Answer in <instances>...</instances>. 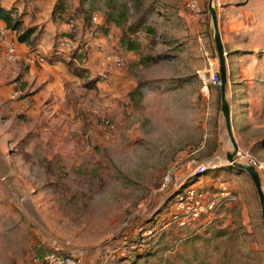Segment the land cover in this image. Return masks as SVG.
<instances>
[{
  "label": "rangeland",
  "instance_id": "obj_1",
  "mask_svg": "<svg viewBox=\"0 0 264 264\" xmlns=\"http://www.w3.org/2000/svg\"><path fill=\"white\" fill-rule=\"evenodd\" d=\"M39 1L22 4L37 11ZM64 1L68 19L82 22L81 4L90 21L97 16L98 32L117 41L142 16L146 26L133 39L138 48L123 49L128 63L111 82L90 71L67 84L66 99L79 107L49 114V129L0 92V264H32L55 247L82 264H264L258 194L250 176L230 165L188 183L208 197L226 190L236 197L214 221L187 228L167 222L184 190H161L167 170L193 169L234 150L221 85L204 97L197 75L210 65L220 69L209 0H197V11L187 8L190 0ZM215 7L233 135L238 149L264 164V0H215ZM50 27L42 25L37 50L49 64L58 48ZM2 42L0 67L8 65ZM47 90L38 89L42 100ZM104 119L115 127L109 138L97 125ZM258 173L264 189V169Z\"/></svg>",
  "mask_w": 264,
  "mask_h": 264
},
{
  "label": "built area",
  "instance_id": "obj_2",
  "mask_svg": "<svg viewBox=\"0 0 264 264\" xmlns=\"http://www.w3.org/2000/svg\"><path fill=\"white\" fill-rule=\"evenodd\" d=\"M198 6L197 0H190L187 3V8L192 11H197ZM92 23L93 25L84 32L80 21L73 17L69 18L67 22L69 26L68 36L58 41V48L55 49L54 53L55 55H60V53L71 55L81 45H84L88 52L85 67L95 72L99 80L111 82L127 65V55L111 34L97 32L96 26L99 23L97 16L92 17ZM5 35V29L0 28L2 40H5ZM5 47L6 60L15 62L17 51L12 42L7 41ZM92 54L93 58L90 59ZM226 55L225 52V57ZM26 60L28 64L34 65L47 63L45 57L37 51H31ZM197 75L202 84L201 94L204 97L209 98L211 89L221 85L220 69L213 68L212 65H210L209 70L198 71ZM23 95L21 87L16 85L14 91L10 94V100H19ZM97 125L105 138H109L115 130L114 125L105 119ZM87 137H89V133ZM234 158L239 163L253 166L258 172L264 169V164L258 161L249 151L237 149ZM225 165H228V161L222 156H216L196 165L193 169L187 166L186 172H189L185 176H182V171L177 166L170 167L167 170L163 176L161 190L168 189L171 186L176 189L184 188V190H177L176 192L173 212L170 219L167 220L169 225L187 228L197 223H211L223 207L236 200L233 193L227 190L208 197L207 194L199 191L194 184L188 185L190 181ZM153 229L145 230L144 234H151ZM32 264H82V261L79 257L64 253L60 247H55L50 250L39 251L34 255Z\"/></svg>",
  "mask_w": 264,
  "mask_h": 264
},
{
  "label": "crops",
  "instance_id": "obj_3",
  "mask_svg": "<svg viewBox=\"0 0 264 264\" xmlns=\"http://www.w3.org/2000/svg\"><path fill=\"white\" fill-rule=\"evenodd\" d=\"M22 1L23 0H0V5L5 9L15 8L16 15L21 18L24 28H36L37 26L38 28L35 30L34 36L28 43H20L17 39V34L8 29L4 23L0 22V28H4L6 33L5 40L0 39L3 41L2 44H6L7 41H10L17 51V60L15 62H8V65H2L0 67V77H3L2 84L7 85L4 86V89H1L0 92L10 100V94L14 91L16 85L21 87L23 93L27 92L26 89H32L31 95L28 94L25 99L21 100H10L12 102L11 104L21 115L26 118L29 117V119L35 120L36 123L39 122L49 129L51 128V123L49 119H47L49 114L61 115L62 113L59 109L65 108L67 104L70 105V107H79V104L74 105L70 100L68 101L66 99L67 84L79 78L73 75L70 69L61 61H56L54 64L45 63L34 65L28 64L26 59L31 51H37L43 44L41 38L43 32L42 25L48 23L51 26L48 29L51 32L54 31V37L57 35H67L69 26L64 20L57 19L54 21L52 18V12L57 0H40L37 11L32 10L30 6L23 5ZM199 16V14H191L190 17L197 19ZM59 30H63V34L59 33ZM51 55H54V59H58L59 57L55 55V53ZM91 58H93V54L90 59ZM227 72L229 75L228 65ZM120 74L118 76H120ZM14 79L19 80V84L18 82L8 84ZM39 84L41 87L42 85L48 86L47 91L51 92L50 95L48 94L49 99L42 100L43 98L38 94V89L41 88ZM63 132H66V130H63ZM197 151L196 149L192 154H195ZM189 162L193 163L194 161L192 160ZM186 167L181 168L182 176L186 173Z\"/></svg>",
  "mask_w": 264,
  "mask_h": 264
},
{
  "label": "trees",
  "instance_id": "obj_4",
  "mask_svg": "<svg viewBox=\"0 0 264 264\" xmlns=\"http://www.w3.org/2000/svg\"><path fill=\"white\" fill-rule=\"evenodd\" d=\"M81 6V4H80ZM78 9L77 12V17H81L82 22L81 25L83 27L84 32L90 28L93 23L92 20L90 21V19L88 17H85V13L83 11H81L82 9L80 8ZM67 5L65 3L64 0H58V2L56 3L54 10L52 12V18L54 21H56L57 19L60 20H66L68 21L69 16H67ZM83 12V13H82ZM87 16V15H86ZM75 18L74 16H71L70 18ZM145 17L142 16L137 23L132 24L129 27V33H124L122 36V39L118 42L121 45L122 49H127V50H136L138 48V44H136L133 39L135 38V34L136 31L142 27H145ZM79 21V20H78ZM0 22L4 23L6 25V27L8 29H10L12 32L17 34V39L20 43H28L32 37L35 34V28L33 27H28V28H24L23 27V22L21 21V18L16 15V9L15 8H11V9H5L0 5ZM97 29V27H96ZM144 30L146 32L150 31V28L145 29ZM98 32V30H97ZM107 34V33H106ZM67 35H57L56 36V42H58L60 39H62L63 37H66ZM58 44V43H57ZM57 47V45L55 46ZM126 50V51H127ZM55 51V50H54ZM58 59H53L55 61H61L63 62L72 72L73 75H75L76 77L80 78V79H84L87 78V75L90 73V69L85 67V62L88 58V52L86 51L84 45H81L77 50H75L71 55H67L64 53H60V55H58ZM50 64H54L55 62L52 59H49ZM98 79V78H97ZM96 79V80H97ZM27 95L22 96L21 99H25ZM19 99V100H21ZM12 101V100H11ZM152 225H150L151 227Z\"/></svg>",
  "mask_w": 264,
  "mask_h": 264
},
{
  "label": "water",
  "instance_id": "obj_5",
  "mask_svg": "<svg viewBox=\"0 0 264 264\" xmlns=\"http://www.w3.org/2000/svg\"><path fill=\"white\" fill-rule=\"evenodd\" d=\"M209 3H210V14H211V18L213 21V27H214V40H215V45H216L219 61H220L221 93H222L221 108H222V113L224 116L225 127L228 132L230 141L234 147L233 151L226 154V159L228 161V165L235 168L236 170H239V171H242L248 174L251 180L253 181V184L255 186L256 192L259 197V201L261 205V214H262V219L264 223V189L262 186L260 175L253 166L239 163L234 158L235 153L238 149V146H237V143L233 135L231 105L228 101L227 92H226V87L228 83L227 82V62H226V57H225L224 45L222 42L219 27H218V17H217V11L215 7V0H209Z\"/></svg>",
  "mask_w": 264,
  "mask_h": 264
}]
</instances>
